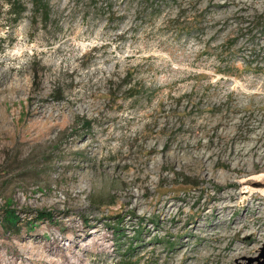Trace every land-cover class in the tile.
I'll return each mask as SVG.
<instances>
[{
    "label": "rangeland",
    "instance_id": "374dc122",
    "mask_svg": "<svg viewBox=\"0 0 264 264\" xmlns=\"http://www.w3.org/2000/svg\"><path fill=\"white\" fill-rule=\"evenodd\" d=\"M48 2L0 6V264H264V0Z\"/></svg>",
    "mask_w": 264,
    "mask_h": 264
},
{
    "label": "trees",
    "instance_id": "16d2710c",
    "mask_svg": "<svg viewBox=\"0 0 264 264\" xmlns=\"http://www.w3.org/2000/svg\"><path fill=\"white\" fill-rule=\"evenodd\" d=\"M30 3V9L32 11L33 17L39 16L42 21H46V19L49 16V2L48 0H0V6L3 4V2L7 5V13L10 14L11 19L13 21H17L22 13L27 9V3ZM152 6V4H150ZM153 9H158L157 7H153ZM114 13V12H113ZM128 74V73H127ZM122 84L125 85V88L121 91V94H124V97L130 98L134 97L136 99L137 95L140 94L143 90V88H138L137 84L132 82L131 77L127 78L125 75L122 79ZM6 219L3 221L2 226H10L12 224H15V221L17 220V216L13 214L11 211L6 212V215H4ZM85 222V225L87 224V219H83ZM18 221V220H17ZM87 226V225H86ZM71 234H73L72 227L70 229ZM59 233L53 234L52 240L50 243H56L59 239ZM73 236V235H72ZM72 236L69 238H72ZM72 242L77 243V240H72Z\"/></svg>",
    "mask_w": 264,
    "mask_h": 264
},
{
    "label": "bare ground",
    "instance_id": "6f19581e",
    "mask_svg": "<svg viewBox=\"0 0 264 264\" xmlns=\"http://www.w3.org/2000/svg\"><path fill=\"white\" fill-rule=\"evenodd\" d=\"M226 249H228L227 245L222 247V250H226Z\"/></svg>",
    "mask_w": 264,
    "mask_h": 264
}]
</instances>
